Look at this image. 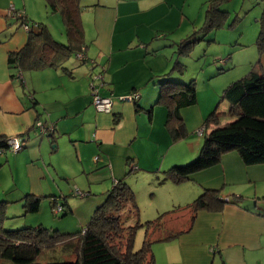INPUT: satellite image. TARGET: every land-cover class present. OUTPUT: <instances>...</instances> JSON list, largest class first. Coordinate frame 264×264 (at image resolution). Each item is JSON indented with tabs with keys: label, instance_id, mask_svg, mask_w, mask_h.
Masks as SVG:
<instances>
[{
	"label": "crops",
	"instance_id": "1",
	"mask_svg": "<svg viewBox=\"0 0 264 264\" xmlns=\"http://www.w3.org/2000/svg\"><path fill=\"white\" fill-rule=\"evenodd\" d=\"M9 1L0 0V137L23 136L25 144L0 158V201L23 205L32 195L40 198L39 209L51 208L53 200L63 203L76 218L77 232L118 182L130 187L138 206L135 189L142 179L151 189L147 207L157 209L153 215L168 211L162 230L173 234L152 245L155 264H264V164L244 165L229 152L179 184L165 178V171L198 156L203 135L195 132L204 129L206 118L228 109V104L222 113L209 104L182 108L186 136L173 141L165 126L167 111L156 104L158 84L175 75L168 72L172 57L166 50L176 49L201 19L200 7L195 18L187 7L208 0H81L85 54L94 64L75 56L41 69L28 66L32 56L24 57L21 68L9 65V54L21 51L30 35L6 14ZM11 4L24 12L25 3L22 9L19 0ZM97 72L103 78L93 83L113 100L110 113L97 112L92 104L88 86ZM133 92L139 95L135 102L117 101ZM36 121L53 125L46 143ZM7 172L13 187L5 186ZM75 188L85 196H76ZM208 189L228 202L218 212L194 213L189 205Z\"/></svg>",
	"mask_w": 264,
	"mask_h": 264
},
{
	"label": "trees",
	"instance_id": "2",
	"mask_svg": "<svg viewBox=\"0 0 264 264\" xmlns=\"http://www.w3.org/2000/svg\"><path fill=\"white\" fill-rule=\"evenodd\" d=\"M44 1L51 12L60 13L67 43L61 44L55 41L46 26L30 22L23 11L15 9L16 12L22 13L20 18L15 19L20 21L21 25L28 24L30 35L27 45L21 51L9 54L10 66L16 63L21 68L24 57L32 56L34 59L28 65L31 69L54 67L76 51L77 54L84 47L81 0ZM224 1L227 0H208L203 25L177 45L179 53H186L189 47L201 40L208 31L222 24L225 12L220 10V6ZM259 22L260 32L256 45L262 53L264 52V8ZM33 30L37 31L33 32ZM181 66L176 61L169 72H179ZM158 86L156 104L164 106L167 111L166 129L173 141L180 140L186 136L180 110L196 104L194 80L189 84L164 81ZM222 98L228 103V109L224 115L214 111L206 118L205 127L200 134L203 135V141L198 156L189 163L173 166L165 171L167 180L179 184L192 174L217 165L221 157L229 152H236L244 165L264 164V72L255 65L243 78L228 85L223 90ZM150 113L151 110H148V114ZM225 115L231 120L220 125L219 119ZM7 138L0 137V149L7 148ZM218 195V190H204L189 208L194 213L201 210L218 212L228 202L219 199ZM40 201L38 197L26 195L23 200L25 212L37 213ZM7 204L5 201H0V264H3V261H10L13 264H43L37 263L36 259L43 250L53 249L57 245L73 253L75 259L44 264H155L152 245L154 242L173 236L172 233H165L162 230L163 219L168 213L160 214L154 220L139 222L135 195L123 182L114 185L105 202L95 210L86 227L73 234H61L56 231L49 233L40 226L5 231L2 228V220L5 217ZM55 205L61 207L58 213L53 212ZM51 209L54 215L66 216L71 212V209L65 208L63 203L55 204V200L52 201ZM131 219H136L134 225L130 224ZM140 228L145 231L144 238L141 247L135 250V236Z\"/></svg>",
	"mask_w": 264,
	"mask_h": 264
},
{
	"label": "rangeland",
	"instance_id": "3",
	"mask_svg": "<svg viewBox=\"0 0 264 264\" xmlns=\"http://www.w3.org/2000/svg\"><path fill=\"white\" fill-rule=\"evenodd\" d=\"M12 1H9L7 6L8 8ZM19 2L20 4L18 5V8L21 9L23 7L22 5L25 3L23 13L26 17H28L30 22L46 26L54 40L67 42V36L59 12H51L44 0H19ZM207 3L208 1L202 6L190 3L189 7H187L189 11L188 13L193 18H195L198 14V8H201V19L197 21L195 30H198L203 25ZM263 5L259 0L224 1L220 6V10L225 12V18L220 26L208 31L202 37L203 39L201 38V40L196 41L184 54L179 53L178 48H168L166 50V52L172 57L169 70H172L173 64L176 61H178L182 66L179 72H170L175 73V75L171 77V79H164V81L189 84L192 80H194L197 103L194 107L191 106L188 109L199 110V107H206L209 104V108L213 109L216 107L217 112L222 113L224 105L228 104L222 98L224 88L232 82L243 78L254 68L255 65H257L259 69L264 72V52L260 53L256 45V39L260 32V22L257 18L261 7L263 8ZM16 10L18 11V9ZM6 14L15 19V17L9 15L8 9L6 10ZM74 59L75 55L72 54L64 61L65 63H68ZM23 73L33 75L30 71ZM211 73L215 75L211 76ZM164 81H160V83ZM88 88L92 97L93 90L90 89V85ZM221 118L224 120V118L229 117L225 115L221 116ZM35 132V134L38 135V132ZM46 135L47 134L42 137L45 143ZM6 154L9 156L14 153L8 151L5 154H1L0 158L2 159V156ZM6 168L7 166H5L4 169ZM6 179L4 182L5 186L9 185L10 187H13L12 185L14 183L12 182L9 172H7ZM148 186L149 183L141 179V181L137 182V189H135L138 194L137 200L139 205L137 207L139 211L138 220L140 223L154 220L160 214L168 212L160 211V214L153 215L157 209H153V206H151V209L150 207H147L149 206V194L151 193L149 192L151 189L148 188ZM147 193L148 196H146ZM157 196H155V200L158 199L159 202L160 199L158 197H160V195L158 197ZM247 201H252V199L250 200L248 198ZM140 203L143 206H140ZM240 203L242 204V202ZM9 206L11 207L9 208ZM22 206L23 205L20 203L17 204L10 202L7 204L5 217L2 220V228L5 231H17L27 227L35 228L40 226L48 230L49 233H53L54 231L61 234L76 233V218L70 217V213L66 216H62V214L54 215L52 213V209L49 207V204L47 206L46 204L43 205L37 213H26V209L22 208ZM80 210L81 209H77V211ZM149 218L154 219L147 220ZM135 222L136 219H131L130 224L134 225ZM143 231V228L137 230L134 241L135 250L140 248L139 246L142 242ZM74 259L75 257L73 253H69L64 249V247L57 245L53 249L43 250L41 255L36 259V262L44 264L49 262H67ZM3 262V264H13L10 261Z\"/></svg>",
	"mask_w": 264,
	"mask_h": 264
},
{
	"label": "built area",
	"instance_id": "4",
	"mask_svg": "<svg viewBox=\"0 0 264 264\" xmlns=\"http://www.w3.org/2000/svg\"><path fill=\"white\" fill-rule=\"evenodd\" d=\"M8 13L12 17H21L22 13L16 12L14 6L11 4L8 8ZM24 31L28 32L29 26L27 23H24L23 25ZM85 48L83 47L80 52H78L75 56L79 61H88L91 64H94L92 60H89L86 54L84 53ZM21 78V76H19ZM102 72L98 74H95L92 76V81L90 82V89L93 90L92 93V104L97 112H102V113H110L111 108H112V103L113 100L110 97H102L99 92L98 88L93 81L94 80H102ZM104 83L100 82V87H102ZM138 93L133 92L129 95L126 96H121L117 100L119 101H125V102H133L138 98ZM35 126L40 134H45V133H52L54 131L53 125L52 124H44L41 121H36ZM202 130L198 131L197 134L200 135ZM25 144V138L23 136H8L7 138V148L5 150L0 149V155L5 154L8 151L12 153L18 152ZM95 161L97 160V157L94 159ZM74 194L77 195L78 197H84L85 194L78 189H74ZM61 210V207L59 205H55L53 207V212L58 213Z\"/></svg>",
	"mask_w": 264,
	"mask_h": 264
}]
</instances>
